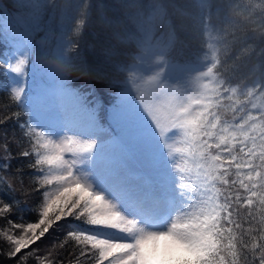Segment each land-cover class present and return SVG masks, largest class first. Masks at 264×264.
Here are the masks:
<instances>
[{"label": "snow or ice", "instance_id": "obj_1", "mask_svg": "<svg viewBox=\"0 0 264 264\" xmlns=\"http://www.w3.org/2000/svg\"><path fill=\"white\" fill-rule=\"evenodd\" d=\"M0 43V126L22 133L0 132L9 258L64 264L71 242L69 264H264V0H0ZM241 53L257 67L237 77ZM71 72L119 86L110 122Z\"/></svg>", "mask_w": 264, "mask_h": 264}, {"label": "trees", "instance_id": "obj_2", "mask_svg": "<svg viewBox=\"0 0 264 264\" xmlns=\"http://www.w3.org/2000/svg\"><path fill=\"white\" fill-rule=\"evenodd\" d=\"M5 3H8V0H5ZM97 30H99L98 27ZM90 31L91 30L84 33L85 40L88 43H91V41L94 39V37L90 35ZM198 43V41L193 40L192 47L195 48ZM5 51V45L3 43H0V54L5 53ZM241 57V60L236 62V64L239 66V71L236 73L237 77H239L243 73H250L257 67V61L254 54L249 57L247 54L241 53ZM67 79L71 88L79 90L82 94L87 95L90 101L95 100L98 103L101 118L103 121L109 122V120H111L112 108L119 103L120 89L118 85H112L108 81H98L93 77L84 76L77 72L69 73L67 75ZM8 87V77L5 74L4 70L0 69V112H3L5 114L9 112V109L7 108L8 93L6 91ZM11 111H17V109L13 107ZM24 119H26V116L24 114H21V121H23ZM5 130L8 132L9 137H12L14 133L15 137L19 139L22 135L21 130L14 120H11L7 124L0 126V132H4ZM10 147L14 155L20 151V148H18L16 143L14 142L10 145ZM21 164L24 165L23 170L26 175L23 177V186H21L18 179H13V187L15 188L14 196L21 202V209H28L35 206L36 202L39 199V194L31 191L30 179L29 175H27V173H30L31 170L27 168L26 159L17 157L15 160H13L10 172L15 173L17 167H19ZM0 196H3L6 201L11 199V196L9 195L7 190H5L4 192H0ZM18 215L19 213L14 210L13 213L10 214V218L16 219ZM24 215L28 219L35 218V214L32 212L24 211ZM0 223H3V221H0ZM61 225L64 226L55 228L50 234L43 238L42 241L37 242L39 248L41 249V254L49 250L52 247L53 242L56 241L57 238L61 240L63 239V233L66 230L67 224L64 221H61ZM32 247L35 248L37 247V245H32ZM24 251H30V249ZM6 253L7 245L0 241V264H17V259L19 257L9 258ZM73 253L74 249L71 242H69V244H67L64 248H60L57 245V248L55 249L57 259L63 260L64 264H69V261H74ZM22 254L23 253H21V255ZM25 264H35L34 259L29 258L25 262Z\"/></svg>", "mask_w": 264, "mask_h": 264}, {"label": "rangeland", "instance_id": "obj_3", "mask_svg": "<svg viewBox=\"0 0 264 264\" xmlns=\"http://www.w3.org/2000/svg\"><path fill=\"white\" fill-rule=\"evenodd\" d=\"M42 34H38V36H37V38H39V36H41ZM29 83H31V76H30V78H29ZM109 122H110V120H109Z\"/></svg>", "mask_w": 264, "mask_h": 264}]
</instances>
